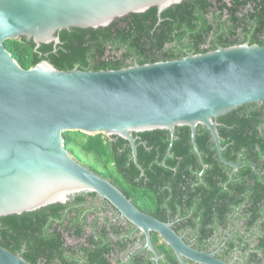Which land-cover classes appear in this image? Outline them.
<instances>
[{
    "label": "trees",
    "instance_id": "obj_1",
    "mask_svg": "<svg viewBox=\"0 0 264 264\" xmlns=\"http://www.w3.org/2000/svg\"><path fill=\"white\" fill-rule=\"evenodd\" d=\"M246 3L235 0L229 7L224 0H190L161 13L153 8L133 14L106 28L60 31L58 45L37 47L23 37L7 41L5 47L26 70L42 61L62 71L121 70L174 61L241 45L237 33L248 23L242 11ZM257 15L258 34L250 44L264 46V3ZM216 124L224 158L239 166L232 177V168L221 162L204 126L196 130L201 159L189 127L176 128L170 151L167 130L134 134L141 169L129 143L119 137L77 131L65 133L64 140L77 161L119 188L141 212L172 223L185 239L195 235L194 248L207 252L215 244L208 241L220 232L218 237H224L233 225L247 232L258 229L264 243V103L240 107ZM109 211L120 216L108 201L88 193L66 205L0 218V247L31 264H127L122 258L136 241L129 236L141 232L129 222H112ZM151 239L161 264H179L158 234L152 233ZM228 244L232 248L235 241ZM129 257L128 264H157L147 249Z\"/></svg>",
    "mask_w": 264,
    "mask_h": 264
},
{
    "label": "water",
    "instance_id": "obj_2",
    "mask_svg": "<svg viewBox=\"0 0 264 264\" xmlns=\"http://www.w3.org/2000/svg\"><path fill=\"white\" fill-rule=\"evenodd\" d=\"M190 0H0V218L32 213L94 193L139 230L145 249L161 264L151 234L171 248L179 264H228L194 249L163 222L141 212L107 179L77 161L64 134L119 137L138 164L134 134L167 130L171 150L177 127H189L197 156L198 126L206 127L223 164L216 120L240 107L264 103V46L245 43L174 61L121 70L62 71L48 61L26 70L6 49L9 40L60 44L63 30L100 29L153 8ZM0 264H31L0 247Z\"/></svg>",
    "mask_w": 264,
    "mask_h": 264
},
{
    "label": "flooded vegetation",
    "instance_id": "obj_3",
    "mask_svg": "<svg viewBox=\"0 0 264 264\" xmlns=\"http://www.w3.org/2000/svg\"><path fill=\"white\" fill-rule=\"evenodd\" d=\"M235 0H224L226 5L229 7L232 6V3L234 4ZM243 2H247L244 8H242V11L244 12V15L246 16L247 20V25L246 27H241L238 30L237 36H238V41L241 42L242 44L245 43H252L253 37L258 34V26H259V21L257 22L258 17V12H260L264 0H241ZM259 10V11H258ZM228 10L224 9V19H229V15L227 14ZM241 15V14H240ZM248 27V28H247ZM248 31H247V30ZM140 137H138L139 139ZM143 144L146 145L145 141H143ZM225 165V164H224ZM226 166V165H225ZM229 167V166H228ZM233 170V169H232ZM239 170V169H238ZM237 170V171H238ZM253 170L257 172L256 168L253 167ZM237 171H232L230 173V177L233 176ZM252 186H255V182L252 181ZM171 193H173L171 191ZM97 205L100 206V203L97 202ZM107 215V213H106ZM108 216L112 222H118L124 226H127L128 222L126 219H124L121 214L118 217L117 212L115 211H109ZM240 227V226H239ZM224 233V232H223ZM222 232L218 233L216 236H214L212 239H210L208 242L210 245L209 249L205 253H214L217 258L221 259L222 261L228 263V264H264V243H262L261 239L263 236L260 237L261 232L258 231V229L253 228L252 232H247L244 230L242 227L236 228L234 225L233 227H230V230L226 231L224 237L219 238V235H223ZM186 235V234H184ZM184 235H181L183 239L191 245L194 248V245L196 244V237L195 235L189 233V235L186 239ZM131 240L136 239L135 244L132 245L130 244L128 247V251L125 253L126 256L122 258L123 262H128L130 261V257L128 258L129 254H133L135 252L139 253L145 249L146 245V240H143V234L142 233H135L131 234L130 236ZM240 239L242 241H240ZM235 241V246L230 247L228 243ZM206 242V243H208ZM246 243L249 244L248 247H246ZM245 244V246H244ZM246 247L245 250L242 249V247ZM196 249V248H194ZM198 250V249H196ZM200 251V250H198ZM178 261V260H177ZM189 264H197L194 262H189Z\"/></svg>",
    "mask_w": 264,
    "mask_h": 264
}]
</instances>
